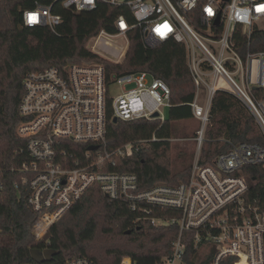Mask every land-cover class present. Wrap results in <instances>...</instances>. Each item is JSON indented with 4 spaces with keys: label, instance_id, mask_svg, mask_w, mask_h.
I'll return each mask as SVG.
<instances>
[{
    "label": "built area",
    "instance_id": "2783aa9c",
    "mask_svg": "<svg viewBox=\"0 0 264 264\" xmlns=\"http://www.w3.org/2000/svg\"><path fill=\"white\" fill-rule=\"evenodd\" d=\"M65 9L93 11L100 3L124 7L116 20L117 34L101 31L92 38L96 47L113 63H120L127 50L114 39L128 40L139 30L146 48L174 41L184 46L194 86L190 104L200 127L194 137L197 157L188 181L177 186L158 182L141 189L137 174L109 172L108 165L138 153L152 139L127 143L116 150L106 147L109 122L159 120L171 107V88L147 72L108 77L100 63L67 64L35 70L23 80L19 106L22 121L17 127L27 140L29 161L22 172L29 178L28 202L38 214L33 225L36 241L43 240L58 219L93 186L110 200H125L134 211L146 215L154 226L179 228L171 253L156 264H264V199L247 198L246 167H264V144L231 143L210 164L200 155L217 92L236 96L252 113L264 136V52L240 48L238 37L250 41L264 22V0H58ZM62 17L52 6L23 12V26L49 27L54 33ZM128 48V47H127ZM93 52V51H92ZM95 53V52H94ZM97 54V53H96ZM113 58V59H111ZM122 88L112 95L110 88ZM130 86L129 89H125ZM203 96V99L201 98ZM158 114V117H154ZM63 141L97 146L87 151V164L73 161ZM23 152V151H22ZM74 162V163H73ZM264 190V184H263ZM154 209L172 211L171 217H149ZM65 264H97L80 257ZM120 264H134L124 257Z\"/></svg>",
    "mask_w": 264,
    "mask_h": 264
},
{
    "label": "trees",
    "instance_id": "16d2710c",
    "mask_svg": "<svg viewBox=\"0 0 264 264\" xmlns=\"http://www.w3.org/2000/svg\"><path fill=\"white\" fill-rule=\"evenodd\" d=\"M38 6H52L62 17L54 33L49 27L23 26V12ZM121 14L133 23L124 7L100 3L93 11L75 12L65 9L58 0H0V264H65L68 260L88 258L97 264H120L131 257L134 264H156L171 253L179 228L154 226L146 215L134 211L125 200H110L99 187L87 190L53 225L48 235L36 241L33 225L38 214L30 207L29 187L22 165L28 162L27 140L20 137L17 127L22 121L19 112L23 96V80L35 70L67 64L100 63L108 77L133 72H147L164 80L171 88L168 118L159 120L109 122L106 147L117 148L141 140L158 141L142 145L131 157L116 159L108 165L109 172L137 174L141 189L158 182L177 186L188 181L193 163L183 169L171 168V139H178L182 123L196 121L190 104L195 86L187 66L183 45L169 41L156 48H146L139 30L128 34L130 46L124 62L113 63L87 48L89 41L101 31L117 34L116 20ZM242 51L264 52V29L255 28L251 39L238 37ZM257 96H264L259 89ZM195 136V134L193 135ZM247 142L264 144V136L249 109L234 95L217 92L210 121L205 133L200 163L210 164L230 144ZM89 144L63 141L73 161L87 164ZM23 151V152H22ZM74 163V162H73ZM250 200L264 199V167H246ZM172 211L154 209L149 217H171ZM131 231V234H127ZM102 242L100 246H95ZM48 258L39 259V255ZM36 253L38 257H33ZM224 264H229L226 261Z\"/></svg>",
    "mask_w": 264,
    "mask_h": 264
},
{
    "label": "rangeland",
    "instance_id": "374dc122",
    "mask_svg": "<svg viewBox=\"0 0 264 264\" xmlns=\"http://www.w3.org/2000/svg\"><path fill=\"white\" fill-rule=\"evenodd\" d=\"M260 26L264 27V22L260 24ZM113 43L115 46H120V47H125L127 52L125 54V56L120 60L121 62H124L126 55L128 53V49L130 46V41L129 38L128 40L126 39H114ZM128 47V48H127ZM87 48H89V50L99 54V55H103L105 56L101 51H99L98 49H96V47L93 48V42L92 40L89 41ZM113 59V58H111ZM114 60V59H113ZM120 62V63H121ZM130 86H127L125 89H129ZM122 88L119 86H113L112 88H110V92L112 95H117L121 92ZM201 98L203 99V96H201ZM163 115L165 117V120L168 118L169 115V108H164L163 109ZM200 127V123L197 121H190V122H186V123H182L180 125V135L178 137V139H171L170 142L172 143V151H171V168L174 171H178L183 169L184 163L187 162V164L189 163H194L197 157V143L194 140L193 136L194 134L196 135V132L198 131ZM206 133V132H205ZM205 143V141H204ZM204 143L202 145V148L204 146ZM186 161V162H185ZM102 244V242L97 243L95 246H100Z\"/></svg>",
    "mask_w": 264,
    "mask_h": 264
},
{
    "label": "water",
    "instance_id": "95a60500",
    "mask_svg": "<svg viewBox=\"0 0 264 264\" xmlns=\"http://www.w3.org/2000/svg\"><path fill=\"white\" fill-rule=\"evenodd\" d=\"M154 117H155V118L158 117V114H155ZM113 121H114L115 123L118 122L117 119H114ZM97 149H98L97 146H92V147L89 148V150H97ZM127 234H131V231H128ZM33 257H38V255H37L36 253H34V254H33ZM45 258H48V254H47L46 252L43 253V254H41V255H39V259H40V260H44Z\"/></svg>",
    "mask_w": 264,
    "mask_h": 264
}]
</instances>
